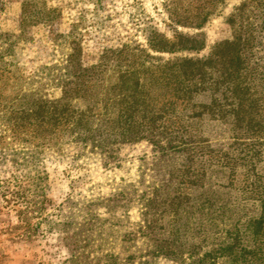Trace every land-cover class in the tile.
I'll return each mask as SVG.
<instances>
[{"label":"trees","instance_id":"trees-1","mask_svg":"<svg viewBox=\"0 0 264 264\" xmlns=\"http://www.w3.org/2000/svg\"><path fill=\"white\" fill-rule=\"evenodd\" d=\"M217 1L202 0L191 13L193 22L202 24L209 8ZM234 30L233 37L218 42L211 56L204 60L150 63L147 50L124 45L113 49L97 64L86 67L80 61L79 50L75 49L66 55V65L61 68L65 78L61 81L60 98L27 99L29 96L22 95L18 103L26 107L18 110L20 120L11 127L14 140L31 137L45 144L51 140L48 131L62 125L84 143L92 144L96 132L105 130L106 122L96 126L91 116L132 113L139 109L140 101L143 106L140 120L122 128L121 138L134 140L146 136L158 148L154 165L159 175L156 174L157 180L152 184L146 185L142 177L136 183L117 185L107 194H93L84 199L68 197L53 212L40 216L28 227V232H35L38 225L45 223L49 231L60 237L68 255L63 264H155L158 258L178 263L193 258L210 264L218 257L225 264H264V62L253 66L248 62L247 52L257 53L255 34L243 35L241 26ZM155 35L162 43H154L148 37L152 51L172 48L164 36ZM23 38L21 33L0 32V77L10 73L15 64L13 47ZM220 54L228 55L230 64L217 76L209 75L207 82L205 63ZM136 63L143 68L138 66L135 76ZM188 65L197 68L198 75L191 72L190 76ZM261 67L262 71L257 73L255 70ZM133 77L132 88H125L124 80ZM191 79L193 83L187 88ZM190 89L210 90L215 96L201 106L206 110L219 106L221 116H233L231 129H239L233 133V140L225 149L208 150L213 151L214 156L221 153L219 157L223 156L225 160L221 161L225 166L233 161L248 166L243 185L237 186L238 179L234 178L231 166L230 172L212 167L206 173L204 169L192 167V160L188 161L192 157L187 152L192 148L186 146L181 135L186 132L189 135V130L186 131L184 125L175 128L171 125L174 104L166 100L159 105V96L165 97L168 93L161 91L166 90L179 97ZM245 100H249V105ZM38 111L45 119L38 116ZM241 113H251L248 122H244ZM25 115L28 119H24ZM100 118L97 119H108L104 115ZM160 118L164 121L157 122ZM237 143L250 151L240 148L233 153L231 146ZM12 155L17 156L14 164L21 167L23 174L15 180L11 197L21 199L29 207L34 202L25 190L30 192L33 187L37 193L42 176L35 172L30 174L36 169L34 153L14 152ZM180 156L183 161L177 165L175 160ZM186 178L194 185L183 193L180 189ZM21 181L30 186L22 187ZM238 189H243L244 194ZM1 193L7 194L5 190ZM132 209L137 211L135 221L130 220Z\"/></svg>","mask_w":264,"mask_h":264},{"label":"rangeland","instance_id":"rangeland-1","mask_svg":"<svg viewBox=\"0 0 264 264\" xmlns=\"http://www.w3.org/2000/svg\"><path fill=\"white\" fill-rule=\"evenodd\" d=\"M192 1L0 0V32L21 33L24 36L13 47L15 64L11 66L10 73L0 77V264H63L68 255L60 237L49 231L45 223L38 225L35 232H28L29 226L53 212L68 197L84 199L93 194H107L117 185L136 183L142 177L146 185L157 180L158 168L154 164L159 155L158 148L146 136L134 140L121 138L122 128L140 120L143 108L140 101L137 103L139 109L132 113L109 116L101 113L108 118L106 121H99L97 118L102 119L100 115L91 116L90 120L96 121V126L106 122L105 130L101 133L94 131L96 140L92 144L84 143L82 138L62 125L48 131L51 140L45 144L39 143L38 138L13 139L11 127L20 120L18 110L26 107L18 103L22 95L29 96L27 99L40 97L55 100L61 97V81L65 78L61 68L66 65L68 53L78 49L80 61L86 67L97 64L113 49L124 45L147 50L150 63L175 59L204 60L211 56L218 42L231 39L234 29L241 26L243 35L255 34L258 41L255 46L257 53L251 55L247 52L248 62L251 66L264 62V0H219L209 8V14L199 25L193 22L191 13L202 0ZM174 15H177L176 18ZM155 34L164 36L172 48L152 51L148 37L154 43H162ZM260 40L262 44L259 45ZM228 58V55L220 54L213 56L210 63H205L207 82L209 75L215 77L226 70ZM138 66L142 67L139 63L135 64V76L139 72ZM186 69L190 76L191 72L198 75L193 65H188ZM262 69L255 71L259 73ZM133 79H125L123 86L132 88ZM190 82L187 88L192 85V79ZM161 92L168 94L159 96V105L166 100L174 104L171 113L174 123L171 125L174 128L184 125V129L189 130V135L186 132L181 137L185 139L186 146L192 148L187 152L192 157L188 160H192V167L204 169L207 173L212 167L217 171L230 172L231 166L235 171L234 178L238 179L237 186L243 185L242 179L248 166L238 161L225 166L221 161L223 156L219 157L221 153L214 156V152L208 150L225 149L226 144L233 140V133L239 131L231 129L233 116H221L222 112L217 109L219 106L211 110L201 106L215 94L211 95L210 90L190 89L177 97L171 91ZM244 102L249 105V100ZM75 105L78 106L76 102ZM37 113L45 119L41 111ZM243 113L241 118L248 122L251 113ZM160 120L164 121L160 118L157 122ZM240 148L250 151L238 143L231 146L233 153ZM262 148L264 155V141ZM14 152L34 153L33 165L37 170H31L30 174L35 172L42 176L37 193L33 187L30 192L25 190L34 202L29 207L21 199L11 197V191L16 187L15 180L23 174L21 167L14 164L17 158L12 155ZM182 161V157H177L175 163L182 164ZM251 177L250 174L249 179ZM21 183L22 187L30 186L24 181ZM193 185L194 182L186 178L180 191L187 193ZM3 190L6 196L1 193ZM238 192L244 194L243 189H238ZM129 216L130 220H137V211L132 209ZM155 264L203 263L193 258H187L183 263L158 258ZM210 264L225 262L218 257Z\"/></svg>","mask_w":264,"mask_h":264}]
</instances>
